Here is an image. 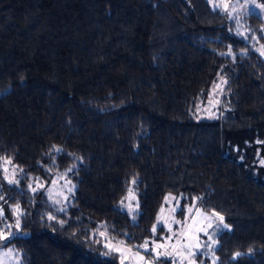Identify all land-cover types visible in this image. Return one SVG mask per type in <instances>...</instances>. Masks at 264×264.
I'll return each mask as SVG.
<instances>
[{
    "label": "trees",
    "instance_id": "trees-1",
    "mask_svg": "<svg viewBox=\"0 0 264 264\" xmlns=\"http://www.w3.org/2000/svg\"><path fill=\"white\" fill-rule=\"evenodd\" d=\"M263 39L259 15L211 0H0V252L126 264L107 241L159 240L177 196L224 217L217 264H264ZM220 77L217 116L199 118Z\"/></svg>",
    "mask_w": 264,
    "mask_h": 264
},
{
    "label": "rangeland",
    "instance_id": "rangeland-1",
    "mask_svg": "<svg viewBox=\"0 0 264 264\" xmlns=\"http://www.w3.org/2000/svg\"><path fill=\"white\" fill-rule=\"evenodd\" d=\"M211 2L214 6L221 7L232 15L242 16L253 13L259 15L264 20V7H258L264 5L262 1L211 0ZM256 51L264 58V39L258 43ZM225 86L226 80L223 77L218 78L213 83L206 101L202 102L201 105L199 104L196 109V115L199 118H215L217 116ZM258 149L263 156L262 161H264V145H259ZM261 165L264 166V164ZM3 169L9 178L15 172V169L10 164H5ZM262 172L264 173V168H262ZM72 191L73 187L65 175L56 178L47 188L50 197L57 204L66 203ZM134 196L132 193L128 201L133 202ZM129 204L131 209L136 206L135 202L134 204ZM182 209L177 196H168L166 198L156 221V226H163L166 232L163 233L159 240L152 239L148 242L149 251L147 252L141 246H129L113 239L107 241V246L117 252L121 261L126 264H171L173 257H175L177 264H190V261H194V264H213V261H215V264H217L216 248L218 246V235L224 229L213 235L212 238L216 240V244L212 245V250L206 247L211 241L200 232V229L205 228L210 234L214 233L216 225L219 223V218L213 217L212 212H208L201 207L199 199H194L191 204L186 205ZM209 222L212 224L211 228L207 227ZM223 222L227 224L225 221ZM156 244H163V247L157 249V251L170 253L171 255L161 256L159 259H156V252L151 251V249L155 248ZM197 244L200 245L199 248L196 247ZM7 251L9 250L4 249L0 252V264H17L13 255ZM190 253H195V255L190 256ZM140 257H143V260Z\"/></svg>",
    "mask_w": 264,
    "mask_h": 264
},
{
    "label": "snow or ice",
    "instance_id": "snow-or-ice-1",
    "mask_svg": "<svg viewBox=\"0 0 264 264\" xmlns=\"http://www.w3.org/2000/svg\"><path fill=\"white\" fill-rule=\"evenodd\" d=\"M258 7H264V5H260ZM57 151H59V149H57ZM262 164H264V161H261ZM10 183L12 181H9ZM71 191V189H69ZM0 199H2V197H0ZM0 212H2V210H0ZM213 217H218L219 218V223L216 225V229H215V232L210 234L205 228H201L200 229V232H202L205 236L208 237L209 241H211V243L207 244L206 247L209 248V250H212V245L216 244V240H214L212 237L213 235H215L216 233L222 231L223 229H227L228 228V225L227 224H224V218L222 216H219V213H213L212 214ZM50 219H52L53 217H49ZM19 224V221H17V225ZM222 226V227H221ZM208 228H211L212 227V224L211 222H209V224L207 225ZM153 232L156 231V226H153V229H152ZM8 237L4 236L3 233H0V239H7ZM198 239V237H197ZM142 248H144V250L147 252L149 251V248H148V241H145V244L144 245H141ZM163 247V244H156L155 245V248L151 249V251L153 252H156V259H159L161 256H170L171 254L170 253H161L159 251H157V249H160ZM197 248L200 247L199 244L196 245ZM195 253H190V256H194ZM237 256H239L240 254L237 253L236 254ZM141 260H143V257H140ZM171 264H177V261L175 259V257L172 258L171 260ZM190 264H194V261H190ZM213 264H215V261H213Z\"/></svg>",
    "mask_w": 264,
    "mask_h": 264
}]
</instances>
